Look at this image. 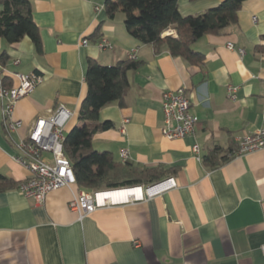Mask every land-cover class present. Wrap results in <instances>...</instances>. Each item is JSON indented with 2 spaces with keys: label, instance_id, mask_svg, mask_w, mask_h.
<instances>
[{
  "label": "crops",
  "instance_id": "obj_1",
  "mask_svg": "<svg viewBox=\"0 0 264 264\" xmlns=\"http://www.w3.org/2000/svg\"><path fill=\"white\" fill-rule=\"evenodd\" d=\"M30 1L43 53L28 37L13 45L0 38V71L7 86L18 85L17 73H35L42 82L16 103L14 119L23 126L10 135L0 104V175L16 183L30 177L16 160L17 145L49 110L66 106L74 113L67 132L74 128L90 61L112 66L135 56L140 66L128 74L125 105L102 109L100 123L113 127L93 145L121 163L126 150L133 169L168 170L162 181L173 178L176 187L97 209L83 221L69 207L77 184L41 203L17 189L0 192V264H264V149L237 153L239 139L263 125L264 49L257 47L264 48V0L245 1L236 24L192 45L205 55L199 66L137 41L122 12L107 15L106 0ZM222 1L179 0V9L198 15ZM102 38L113 49L100 50ZM229 86L238 88L236 100ZM180 88L199 121L194 136L170 140L161 132L163 94ZM196 142L201 157L219 147L227 161L207 167L192 151Z\"/></svg>",
  "mask_w": 264,
  "mask_h": 264
},
{
  "label": "trees",
  "instance_id": "obj_2",
  "mask_svg": "<svg viewBox=\"0 0 264 264\" xmlns=\"http://www.w3.org/2000/svg\"><path fill=\"white\" fill-rule=\"evenodd\" d=\"M245 1L224 0L204 13L191 16L181 14L179 0H106L105 9L110 18L122 12L129 34L140 43L199 66L204 63L205 55L194 51L192 45L207 35H217L236 24ZM0 6V38L13 45L28 37L41 55V34L33 18L31 1L0 0ZM169 29L175 30L176 36L164 35ZM262 49L257 47L259 51ZM6 58L5 54L1 59ZM139 66L140 63L132 59L112 66L89 62L86 76L88 93L79 112L83 126L67 132L63 144L76 184L82 189L97 192L148 186L162 181L168 171L162 167L133 169L128 163L117 162L111 153L97 151L93 145L98 133L113 127L110 121L100 123L102 109L111 104L125 105L130 89L128 74ZM224 154L225 150L216 147L202 157V161L209 168H217L227 161ZM19 184L0 175V192L18 189Z\"/></svg>",
  "mask_w": 264,
  "mask_h": 264
},
{
  "label": "built area",
  "instance_id": "obj_3",
  "mask_svg": "<svg viewBox=\"0 0 264 264\" xmlns=\"http://www.w3.org/2000/svg\"><path fill=\"white\" fill-rule=\"evenodd\" d=\"M103 8L104 6H98L96 11ZM254 20L256 21L257 18L254 17ZM164 35L176 36V31L169 29ZM88 44L89 40H83V46ZM97 45L102 51L113 49V45L105 38L100 39ZM228 48L233 49L234 46L229 44ZM131 59L136 60V57L131 56ZM15 63L18 64V61ZM15 77L18 80V85L9 87L4 82L3 72L0 71V104L9 135L23 126L22 121L14 119L16 103L32 93L37 85L42 82V78L35 73L29 75L17 73ZM227 90L230 99L236 100L238 88L229 86ZM162 107L164 125L161 132L164 137L175 140L195 135L199 118L192 112L191 102L185 88L166 91L163 94ZM73 116L74 113L66 106L58 105L56 108L49 110L46 116L37 118L29 130L28 138L17 145L18 155L16 160L31 174L28 179L20 182L17 189L24 197L41 203L50 192L60 188H71L76 184L71 162L63 147L66 138V127ZM261 149H264V113L262 127L253 134L239 139L237 153L242 155ZM192 151L199 161L202 160L201 148L197 142L192 146ZM46 154L50 155V158H47ZM121 158L124 163L129 160V154L126 150L121 151ZM174 187H176V182L173 178H170L146 187L129 189L95 192L81 188L73 192L69 207L71 211L77 213L78 220L83 221L84 218L97 209L119 205L130 199L138 201L151 198ZM136 189L140 190V196L129 194V197L125 200H116L109 197L110 194L122 190L131 191ZM262 250L264 252V246Z\"/></svg>",
  "mask_w": 264,
  "mask_h": 264
},
{
  "label": "bare ground",
  "instance_id": "obj_4",
  "mask_svg": "<svg viewBox=\"0 0 264 264\" xmlns=\"http://www.w3.org/2000/svg\"><path fill=\"white\" fill-rule=\"evenodd\" d=\"M129 194L140 196V190L139 189L131 190V191L122 190L118 193L110 194L109 197H111L112 199H116V200H125L129 197Z\"/></svg>",
  "mask_w": 264,
  "mask_h": 264
},
{
  "label": "rangeland",
  "instance_id": "obj_5",
  "mask_svg": "<svg viewBox=\"0 0 264 264\" xmlns=\"http://www.w3.org/2000/svg\"><path fill=\"white\" fill-rule=\"evenodd\" d=\"M76 126H83V122L82 121H80V120H78V119H76L72 124H71V127H76ZM69 129V128H68ZM67 129H66V132H65V134L67 133Z\"/></svg>",
  "mask_w": 264,
  "mask_h": 264
}]
</instances>
